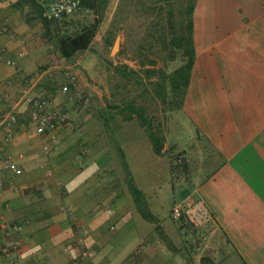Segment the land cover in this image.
<instances>
[{
  "label": "crops",
  "instance_id": "0c3cea01",
  "mask_svg": "<svg viewBox=\"0 0 264 264\" xmlns=\"http://www.w3.org/2000/svg\"><path fill=\"white\" fill-rule=\"evenodd\" d=\"M117 2L108 0L105 11ZM27 12L0 0V51L15 60V66L0 63L1 109L18 94L23 75L35 68L33 59L44 43ZM189 45L193 60L180 107L164 103L170 118L180 110L193 127L187 150L182 148L185 170L176 178L181 193L174 202L191 195L192 206L184 211H196L200 224L158 218L152 193L135 182L125 158L132 152L135 161L145 162L141 149L118 152L124 153L152 219L138 212L132 195L106 190L111 183L107 149H78L81 135L92 126L88 113L48 155L37 137L0 143V162L7 154H25L18 160L22 171L5 170L0 186V198L11 204L7 218L22 225L12 234L18 241L14 256L0 253V264H264V0H195ZM18 49L23 56H17ZM163 51L170 59L174 48ZM82 83L94 90L85 72ZM147 146L152 151L148 140ZM205 165L207 172L199 176ZM62 201L73 207L72 215L59 209ZM80 239L88 255L79 257L80 246L67 255L64 246Z\"/></svg>",
  "mask_w": 264,
  "mask_h": 264
},
{
  "label": "rangeland",
  "instance_id": "374dc122",
  "mask_svg": "<svg viewBox=\"0 0 264 264\" xmlns=\"http://www.w3.org/2000/svg\"><path fill=\"white\" fill-rule=\"evenodd\" d=\"M152 1L154 0H133L131 4L130 0H118L114 9L111 5L104 12L92 46L82 51V77L85 72L87 82L94 88V92L89 91L90 101L81 118H85L90 113V118L93 120L90 131L81 135L78 149H107L104 163L110 167L108 171L111 174L109 176L111 183L104 187L106 190H114L126 195L130 193L124 182V171L118 149L119 147L141 149V161L145 162L135 161L132 152L131 154L128 152L125 158L127 156L135 182L141 184L143 190L146 188L152 193L158 218L168 220L171 219L170 209L174 200H178L181 193L176 178L183 176L182 170L175 173L171 171L169 154L181 163L182 148L187 150L193 127L180 110L172 113L171 118L170 114L168 116V104L163 103L154 91L155 82L158 80V69L154 66L155 72L148 74L145 69L147 67L150 69V66L140 65L141 60L148 63V59H153L155 65H159V69H163L166 73L181 63L179 58L175 60L166 58V52L160 49L158 37L154 34L155 22L162 24L164 32H170V23L177 32L179 31L178 24L182 18L179 11L180 0H171L172 19L168 17L167 5L160 13L157 8L153 10L149 8ZM49 2L50 0H47L46 3ZM118 3L121 10L117 11L119 12L116 23L118 29L114 37L118 46L112 52L114 41L111 46H107L103 42V37L110 26ZM157 6L156 3L155 7ZM87 15L92 16L91 11L87 12ZM36 23L32 26L35 35L41 33V26ZM53 53L50 45L41 44L39 52L37 51L33 59L35 68L30 73L45 66ZM124 64L135 69L136 73L123 69ZM61 77V73L53 71L48 77V83L56 84ZM137 106L144 108L143 115L151 123L152 129L163 137L162 155L156 156L148 150L150 148H147V140L149 141L147 127L141 123L134 110L129 111V108ZM127 114H130L131 118H127ZM168 120L170 122H167ZM138 143L141 146H138ZM146 167L153 169L141 170ZM206 167L207 165L199 176L207 172Z\"/></svg>",
  "mask_w": 264,
  "mask_h": 264
},
{
  "label": "built area",
  "instance_id": "2783aa9c",
  "mask_svg": "<svg viewBox=\"0 0 264 264\" xmlns=\"http://www.w3.org/2000/svg\"><path fill=\"white\" fill-rule=\"evenodd\" d=\"M80 0H52L48 3L44 16L48 19H56L63 15H70L80 9ZM86 13L89 9L84 10ZM23 42V40H21ZM24 55L23 49H18L17 56ZM82 51L76 53L70 59H60L53 53L49 62L34 71L24 74L18 94L12 99L6 109L0 108V143H19L24 138L37 137L40 140V149L44 155L58 149L65 135L73 130L81 119L86 106L89 104L91 94L85 90L82 83ZM0 63L7 66H15V60L0 51ZM61 73L64 80L57 85L48 83V77L53 72ZM9 97V91L3 93ZM24 112L25 116L21 113ZM22 127V128H20ZM25 154L18 151L15 154H7L0 162V186L4 183V171L11 174H19L22 171L18 160L23 159ZM58 183H60L58 181ZM191 195L182 201L174 202L170 209L171 219L177 221L185 219L193 226L200 224V218L196 211H184V206L192 203ZM59 209L68 215L73 214V207L65 202L59 203ZM11 211L9 201L0 198V231L3 240L0 243V253L4 256H14L18 241L12 237L13 233L21 230V223L10 221L7 214ZM113 214V209L107 210ZM115 224L109 226L115 229ZM83 233L86 230L83 229ZM82 240L75 241L72 245L64 246V252L72 256L73 246H80L79 257L88 255V251L82 248ZM145 244L144 240L140 245ZM11 257V258H12ZM16 264H47L43 261L19 260Z\"/></svg>",
  "mask_w": 264,
  "mask_h": 264
},
{
  "label": "trees",
  "instance_id": "16d2710c",
  "mask_svg": "<svg viewBox=\"0 0 264 264\" xmlns=\"http://www.w3.org/2000/svg\"><path fill=\"white\" fill-rule=\"evenodd\" d=\"M194 1L195 0H180L181 7L179 11L182 18L178 24V32L172 27L173 24L171 23L169 24L171 28L169 33L163 31L161 23L155 22L154 24V34L158 37L160 49L166 50L168 46L171 49L174 48V55L172 54L169 60H175V58L181 60V63L170 72L165 73L163 69L158 70V80L155 82L154 88L155 94L159 96L163 103L169 101L175 108L180 107L188 80V72L193 60L192 48L189 45V35ZM46 2L47 0H11V6L20 12L26 8L28 11L27 14L29 15L28 19L40 24L41 37L44 43L50 45L54 53L60 59H70L76 53L86 50L96 34L99 23L103 19L108 0H80V9H77L70 15H63L56 19H48L44 16V11L48 5ZM132 2L133 0H130L131 4ZM156 3L158 4L157 7H155ZM119 5L120 3H118L116 12H114L110 21V26L103 37V42L107 46L112 45L116 29H118L116 23L119 15L117 11L121 10ZM166 5L168 6V17L172 19L173 11L171 9V0H154L149 4V8L152 10L157 8L158 13H160ZM86 8L91 11L92 16L87 15L84 11ZM167 34L169 35L167 36ZM147 62L148 63H145V61L141 60L140 65L145 66L148 64V66H150L151 64H155V60L153 59H148ZM124 68L133 74L136 73L135 69L130 68L126 64L123 65V69ZM145 70L148 74L155 72V69H149L148 67ZM133 110L141 123L147 127V135L152 151L156 155H162L163 137L152 129L151 123L148 121L147 117L143 115L144 108L142 106L129 108V111L132 112ZM126 117L131 118V115L127 114ZM119 149L121 148L119 147ZM119 154L121 157L122 169L124 171V181L129 193L132 195L136 209L145 219L151 220L152 214L144 200V193L134 183L133 177L127 168L124 153L120 150ZM174 158L175 157L169 154L170 169L173 173L185 168L184 165L182 166V163H178L176 158Z\"/></svg>",
  "mask_w": 264,
  "mask_h": 264
},
{
  "label": "water",
  "instance_id": "95a60500",
  "mask_svg": "<svg viewBox=\"0 0 264 264\" xmlns=\"http://www.w3.org/2000/svg\"><path fill=\"white\" fill-rule=\"evenodd\" d=\"M118 42L117 39L114 41L113 47H112V52H114L117 49Z\"/></svg>",
  "mask_w": 264,
  "mask_h": 264
}]
</instances>
